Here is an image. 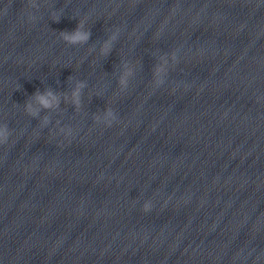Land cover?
Returning <instances> with one entry per match:
<instances>
[{
  "label": "clouds",
  "instance_id": "obj_1",
  "mask_svg": "<svg viewBox=\"0 0 264 264\" xmlns=\"http://www.w3.org/2000/svg\"><path fill=\"white\" fill-rule=\"evenodd\" d=\"M31 18V17H30ZM79 25L77 27V30L75 31V33L71 34V36L68 33H62V35L65 37V39H70L72 42H77L78 40L81 39H86L87 38V34L82 35L79 31ZM39 101L45 106L48 107L49 102L48 100L45 98V96L40 95L38 97ZM151 209V204L150 203H145L143 205V211L148 212Z\"/></svg>",
  "mask_w": 264,
  "mask_h": 264
}]
</instances>
